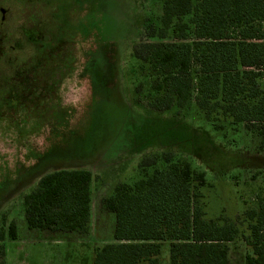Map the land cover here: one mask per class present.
Returning a JSON list of instances; mask_svg holds the SVG:
<instances>
[{"label": "rangeland", "instance_id": "1", "mask_svg": "<svg viewBox=\"0 0 264 264\" xmlns=\"http://www.w3.org/2000/svg\"><path fill=\"white\" fill-rule=\"evenodd\" d=\"M160 5L161 0H0V228L7 230L12 221L18 226L17 239L2 241L0 264H93L95 248L113 241L116 220L102 199L118 183L140 177L145 155L172 151L205 171L209 218L239 221L264 195V152L244 123L226 122L216 130L194 102L159 112L147 107L145 86L135 95L139 74L132 47ZM43 36L59 40L55 47L68 65L36 103H12L5 69L27 57L14 41H23L29 52L32 44L24 39ZM62 168H86L95 176L88 234L27 227L24 195L40 176ZM239 227V238L228 243L232 264H245L250 248L246 223ZM168 248L164 242L159 264H169Z\"/></svg>", "mask_w": 264, "mask_h": 264}, {"label": "trees", "instance_id": "2", "mask_svg": "<svg viewBox=\"0 0 264 264\" xmlns=\"http://www.w3.org/2000/svg\"><path fill=\"white\" fill-rule=\"evenodd\" d=\"M145 22L144 38L132 47L139 74L135 95L145 86L147 107L159 112L194 102L216 130L226 122L244 123L264 152V0H161L157 18ZM25 40L32 44L29 52L23 41H14L27 57L5 69L10 71L5 92L12 103L28 98L33 104L58 81L68 61L55 47L59 40ZM138 167L133 184L118 183L102 199L116 220L113 241L95 248L93 264H159L164 242L169 264H232L228 243L239 238L245 223L250 247L245 264H264V195L239 221L215 220L207 217L203 202L206 172L186 157L172 151L145 155ZM94 180L86 168L40 176L23 197L27 227L88 234ZM7 237L18 238L15 221L0 228V256Z\"/></svg>", "mask_w": 264, "mask_h": 264}]
</instances>
